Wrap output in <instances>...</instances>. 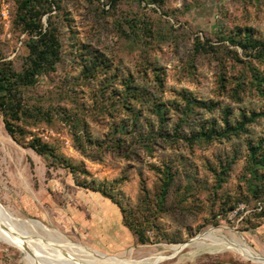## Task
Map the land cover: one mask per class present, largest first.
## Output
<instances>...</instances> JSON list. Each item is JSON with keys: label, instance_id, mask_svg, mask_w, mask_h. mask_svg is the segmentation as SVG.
<instances>
[{"label": "rangeland", "instance_id": "374dc122", "mask_svg": "<svg viewBox=\"0 0 264 264\" xmlns=\"http://www.w3.org/2000/svg\"><path fill=\"white\" fill-rule=\"evenodd\" d=\"M8 1L10 16L0 17V51L20 69L27 54V33L14 23L17 0ZM111 1L60 0L59 8L53 7L61 60L54 72L39 75L34 85L23 90L24 104L34 111L20 121L23 136L7 133L0 112V205L16 217L41 223L62 240L121 264H262L239 252L210 251L195 243L174 254L171 245L218 226L264 256V218H254L264 206V196L239 199L252 178L246 144L250 139L264 140V94L252 82L254 72L264 75V57L251 56L228 40L247 30L264 43V0H115L113 6ZM47 16L42 18L44 25ZM94 55L103 66L84 73L85 60ZM104 72L111 75V86L94 96ZM221 76L226 89L219 87ZM126 79L144 89L151 101L164 104L170 127L180 115L182 104L176 107V103H182L181 93L216 103L212 111L195 108L197 115L185 126L186 132L208 120L221 125L225 107L232 112L230 119L242 110L263 115L239 137L197 141L192 147L181 142V147H158L140 158L124 157L93 142L105 141L113 117L128 114L121 107L123 96H117ZM237 82L242 90L234 99L230 88ZM108 91L112 102L107 101ZM133 103L143 105L138 131L156 132L158 115L139 98ZM33 137L49 143L58 156L88 174L74 173L49 155L36 153L29 147ZM232 153L237 158L225 163ZM221 161L225 166H220ZM167 167L176 175L161 206L157 189ZM82 179L86 186L79 182ZM100 184L112 188L123 206L140 208L143 222L137 226L146 242L138 241L125 225L121 208L95 190ZM147 194L150 199L145 202ZM237 208L238 213L231 215ZM24 232L25 228L16 229L14 237L29 240L35 252L57 257L62 264L75 256L55 242L61 239L44 230L31 229L26 236ZM25 251L0 239V264H29Z\"/></svg>", "mask_w": 264, "mask_h": 264}, {"label": "trees", "instance_id": "16d2710c", "mask_svg": "<svg viewBox=\"0 0 264 264\" xmlns=\"http://www.w3.org/2000/svg\"><path fill=\"white\" fill-rule=\"evenodd\" d=\"M59 2L60 0H17L16 2L14 23L21 26V29L27 33V40L25 42L27 54L22 58L20 69H17L14 62L11 59H6L0 51V112L3 118L4 128L13 138L23 136L24 134V130L20 125L23 117L33 116L34 114V111L23 102V90L34 85L39 75L54 72L57 64L61 60L62 42L59 27L51 14L53 7L59 8ZM114 3L115 0H112V6ZM46 14H48L47 23L44 25L42 18ZM228 40L231 44L239 45L251 56L257 54L260 57H264V43L259 39H254L247 30L242 31L240 35L233 34L229 36ZM201 47L200 44L197 46V48ZM85 52L89 54V50L86 49ZM234 54L239 59L236 51H234ZM85 61L87 64H83L84 73L93 72L104 64L97 55L91 58L89 57ZM103 76V84L98 86L94 96H96L97 91H101L103 94L111 86V75L109 76L104 72ZM253 80L252 82L255 84L257 91L260 94H264V75L254 72ZM241 85V82H237L233 87L231 86L230 95L234 99L240 98L239 92L242 90ZM122 86V92L118 93L117 96H123L121 107L125 108L128 114L118 119L113 117L104 135L106 137L105 141L97 140L93 144L99 147L109 148L111 152L128 158H131L132 155L140 158L143 152L152 153L158 147H171L173 144L178 147V144H181V142H185L186 145L192 147L197 141L211 143L214 140L221 141L223 139L228 140L233 136L239 137L247 133L248 125L263 115V112H246L242 110L236 118L230 119L232 112L229 107H225L221 109V125L217 126L215 120H208L195 125L193 128L190 127L189 131L186 132L184 131L185 126L190 125L191 119L197 115V112L194 110L195 108L198 110L212 111L216 108V103L210 100L199 99L186 92L181 93L182 103H176V107L182 104L180 115H178L176 123L170 127L167 109L164 108L163 103L151 101V98L146 94L144 89L132 85V82L128 79L124 80ZM219 87L226 89V80L223 76L220 77ZM107 94H109L107 101L109 99V102H112L114 97L111 91H108ZM138 98L143 104L144 101L148 103L149 105H147L150 106L149 110H152L158 115L156 132L153 129L142 133L138 131L140 127L139 120L143 111V105L139 108L133 103ZM36 113L39 114L38 112ZM42 113L48 115L49 111ZM86 140L91 143V137L89 135L86 136ZM136 145L138 148H133ZM29 147L40 155H49L54 160L60 161L61 164L68 166L74 173L80 172L85 175L88 174L85 168L76 169L75 165L67 163L68 160L66 158L58 156L54 148L49 143L42 141L39 137H33L29 142ZM246 150V160L250 165L249 173L252 178L246 186L247 193L240 197V200H246L249 197L257 199L264 196V140L259 139L255 142L251 139L248 140ZM236 158V154L232 153L226 157L225 163L234 162ZM225 163L221 161L220 166H225ZM163 172L164 179L161 181L159 189H157L161 206L168 192V187L176 175V173H169V167ZM79 182L84 186L87 185L86 179H82ZM94 182L91 181L90 183L94 184ZM95 190L111 198L121 208L125 225L134 230L138 241L142 243L146 242L147 238L144 231L137 226L143 222V220L139 221L141 217L138 216L139 212L137 210L140 211V208L123 206L114 196L113 189L106 187L105 184H100ZM149 199L150 197L147 194L144 201L148 202ZM148 206H150L149 203ZM254 218H264V206L254 214Z\"/></svg>", "mask_w": 264, "mask_h": 264}, {"label": "bare ground", "instance_id": "6f19581e", "mask_svg": "<svg viewBox=\"0 0 264 264\" xmlns=\"http://www.w3.org/2000/svg\"><path fill=\"white\" fill-rule=\"evenodd\" d=\"M23 228H25V232H24L25 236L26 233H30L31 229H33V230H44L46 233H48V235L53 236V238L61 239L60 236L57 235V233L54 236V234H52L51 231H49V229L44 225H42L41 223L35 220H24L19 217H16L9 210L3 208L0 205V239L1 240L7 241L10 244L14 245L15 247H18L19 249L26 250L27 253L25 251L24 260L29 264H62V261L57 257L54 258L51 256L49 257L45 254H42L43 251L42 252L39 251L40 254L38 252H35L29 240L22 238L21 241L18 239V241H20L18 242L16 240V237H14V233L16 229L22 230ZM62 239L55 240V242L59 241L58 243H60L62 246L66 248H70L75 254V256L73 258H70L69 260H67V258L64 259L66 262L65 264H71L70 261H74L75 263L78 264H121L117 259H112V257H106V256L100 257L81 245H75L73 243L67 242V240H62ZM191 243H195L198 248L207 247L208 249H210V251L229 249L235 251L236 253L239 252L242 257H246L255 262L264 264V256L254 251L252 249L253 247L251 248L250 246H248L243 240L236 237L227 236L224 233L223 228H219L218 226L214 228H210L205 232L199 234V236H197ZM54 246L56 245L54 244L53 246L50 247L49 245H47V247H49L50 249H54ZM179 247H180L179 244L171 245V248L174 251L179 249ZM44 253L47 252L44 251ZM138 264H142V262H139Z\"/></svg>", "mask_w": 264, "mask_h": 264}, {"label": "built area", "instance_id": "2783aa9c", "mask_svg": "<svg viewBox=\"0 0 264 264\" xmlns=\"http://www.w3.org/2000/svg\"><path fill=\"white\" fill-rule=\"evenodd\" d=\"M9 16H10V3H9V1L8 0H0V17L2 19H8ZM236 213H238V208L234 209L233 212L231 213V215H235Z\"/></svg>", "mask_w": 264, "mask_h": 264}, {"label": "water", "instance_id": "95a60500", "mask_svg": "<svg viewBox=\"0 0 264 264\" xmlns=\"http://www.w3.org/2000/svg\"><path fill=\"white\" fill-rule=\"evenodd\" d=\"M198 236H199V235H198ZM196 237H197V236H196ZM196 237H195V238H196ZM195 238H192V239H190L189 241H187V242H185V243L179 244L180 247H179V249H177V250L174 251V254L177 253L178 251H180L183 247H185V246H187L188 244H190L191 242H193V240H194Z\"/></svg>", "mask_w": 264, "mask_h": 264}]
</instances>
